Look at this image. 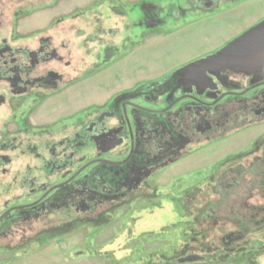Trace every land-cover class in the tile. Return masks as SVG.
I'll return each instance as SVG.
<instances>
[{"label":"flooded vegetation","instance_id":"af4514ba","mask_svg":"<svg viewBox=\"0 0 264 264\" xmlns=\"http://www.w3.org/2000/svg\"><path fill=\"white\" fill-rule=\"evenodd\" d=\"M71 1L0 0V250L113 226L150 264H264V139L226 143L264 121V64L176 69L101 98L88 81L133 50L134 29L144 40L187 13ZM160 212L172 221L145 227Z\"/></svg>","mask_w":264,"mask_h":264},{"label":"rangeland","instance_id":"374dc122","mask_svg":"<svg viewBox=\"0 0 264 264\" xmlns=\"http://www.w3.org/2000/svg\"><path fill=\"white\" fill-rule=\"evenodd\" d=\"M86 1L92 0H72L70 6L82 7ZM154 1L160 6L179 5L187 14L176 21H172L171 17L162 16V19H166L165 24L160 25L144 40L142 37L148 32L141 28L134 29L130 34H136L137 37V45L133 50L124 51L127 53L122 60L88 81L92 86L104 87L101 98H106L117 89H129L136 83L163 81L176 69L182 70L192 63L210 59L216 52L243 36L247 29L264 20V0H219L215 9L205 13L191 9L184 0ZM104 2L105 0L101 1L99 5ZM99 5L92 7L90 13L99 14ZM221 66L216 67L223 70L218 74L230 73L239 76L248 73L244 68H236L231 72L227 66ZM93 99V95L89 94L86 100L91 102ZM233 134L226 143L238 144L244 140L264 139V121L255 128ZM155 216L145 227L154 229L155 224H160L157 222L165 219L170 222L173 218L164 212ZM102 230L91 227L88 231L75 227L69 237L57 239L52 235L50 238H42L41 245H27L28 248L24 251L4 248L0 250V264H150L143 259L145 254L142 252L135 254L132 249L131 252V244H127L123 234L118 236L119 231L114 234L113 226L105 229L104 234L101 233ZM112 235H116V241L108 247L102 245L105 240H110ZM174 244L172 241L173 247ZM119 246L122 248L120 251ZM149 252H153L155 256L156 246ZM159 253H162V250H159ZM152 261L153 264H162L158 259Z\"/></svg>","mask_w":264,"mask_h":264},{"label":"water","instance_id":"95a60500","mask_svg":"<svg viewBox=\"0 0 264 264\" xmlns=\"http://www.w3.org/2000/svg\"><path fill=\"white\" fill-rule=\"evenodd\" d=\"M264 64V22L237 38L230 45L205 61L192 63L182 69V72L204 71L227 66L232 69L244 68L246 72L260 70ZM209 66V67H208ZM203 74V73H202Z\"/></svg>","mask_w":264,"mask_h":264}]
</instances>
